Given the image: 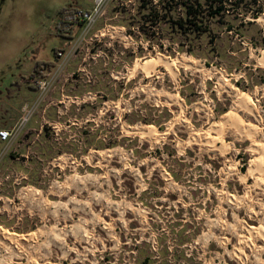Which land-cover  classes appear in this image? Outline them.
<instances>
[{
	"label": "rangeland",
	"instance_id": "obj_1",
	"mask_svg": "<svg viewBox=\"0 0 264 264\" xmlns=\"http://www.w3.org/2000/svg\"><path fill=\"white\" fill-rule=\"evenodd\" d=\"M142 1L109 2L97 39L74 42L56 75L39 131L0 157V229L19 237L0 233V264H264L262 240L240 242L244 225L264 227V174L248 175L264 156V0L226 2L193 41L150 30ZM69 4L84 9L0 0V100L16 104L13 85L66 48L55 28ZM172 8L173 24L183 11ZM158 57L176 77L162 63L135 69ZM6 110L0 124L13 116ZM230 112L256 134L225 125L222 152L206 140L219 139L213 127Z\"/></svg>",
	"mask_w": 264,
	"mask_h": 264
},
{
	"label": "built area",
	"instance_id": "obj_2",
	"mask_svg": "<svg viewBox=\"0 0 264 264\" xmlns=\"http://www.w3.org/2000/svg\"><path fill=\"white\" fill-rule=\"evenodd\" d=\"M92 5V9H67L60 17L59 31L61 34L69 37H73L72 41H69L68 45L64 49H60L56 52V60L54 66L48 69L45 64L41 65L40 71L43 74V78L39 80L37 84V90L39 92V98L37 102L32 106L22 108L20 117L12 130H0V141L7 144V146L0 151V157H4L9 153L13 144L19 139L20 135L25 131L27 125L38 114L39 109L43 107L47 97L52 91L53 85L57 80V74H60L68 67L70 59L73 57V53L76 51L74 42L82 41L86 42L94 41L97 39L96 35L91 34L96 27L98 21L102 18L103 12L109 2L115 0H85Z\"/></svg>",
	"mask_w": 264,
	"mask_h": 264
},
{
	"label": "trees",
	"instance_id": "obj_3",
	"mask_svg": "<svg viewBox=\"0 0 264 264\" xmlns=\"http://www.w3.org/2000/svg\"><path fill=\"white\" fill-rule=\"evenodd\" d=\"M230 0H159V5L155 6L153 0H143L141 11L142 21L153 30L158 25H164L163 32L178 33L184 39H190L191 41L200 39L209 30V21L220 17L226 11V2ZM180 5L183 14L182 17L172 24V11L173 4ZM73 6L64 8L60 13V16L67 9H71ZM59 25V23H58ZM57 25V35L73 40V37L65 36L60 33ZM59 50H55L56 52ZM189 54H193L192 48L188 50ZM41 63H37L34 68V72L31 74L30 79L34 83L32 89L37 90V84L39 80L43 78V74L40 71ZM48 69L54 66V62L45 64Z\"/></svg>",
	"mask_w": 264,
	"mask_h": 264
},
{
	"label": "bare ground",
	"instance_id": "obj_4",
	"mask_svg": "<svg viewBox=\"0 0 264 264\" xmlns=\"http://www.w3.org/2000/svg\"><path fill=\"white\" fill-rule=\"evenodd\" d=\"M264 54V53H263ZM262 54V55H263ZM260 61V64L262 65V66H264V56L261 58V59H259ZM178 61V60H177ZM160 63H162L163 65H166V67L170 70V71H172V73H174L173 72V65H174V63L173 62H170V61H168V60H165V59H163V58H160V57H158L157 59H153L152 61H147V62H145V63H135L136 64V66H135V69H138V68H140L142 71H144L145 73H147V74H149V72L150 71H152V70H154L155 69V66H157L158 64H160ZM185 63V62H184ZM186 64V63H185ZM184 64V65H185ZM140 70V71H141ZM174 77H176V74L174 73ZM238 94V93H237ZM238 96H239V101H238V104L240 105V107L242 108V109H244L245 111H247L248 113H250V114H253L254 113V105H252V101H251V98L248 96V95H246V94H238ZM236 98H238L237 96H236ZM237 102V101H236ZM173 104V103H172ZM238 105V106H239ZM183 111H184V109H183ZM222 122V123H221ZM221 122H219L216 126H214L213 127V130H215L218 134V136H219V139H216V137L215 138H212V139H209V141L208 140H206L208 143H211L212 144V148H219V150H221L222 152H226L227 151V149L229 148L225 143H222V146H220V147H217V144H218V142H219V140H220V137L222 136V134L224 133L223 132V129H224V126L225 125H229V127H230V125L231 126H234V128H236L237 129V131L240 133V134H248L249 136H253V135H255L256 134V131L253 129V127L252 126H245L244 125V122L240 119V118H238L237 116H236V114L235 113H233V112H230V113H228L224 118H223V121H221ZM183 123V122H182ZM235 129V130H236ZM211 130V129H210ZM143 131H145L144 133H142V134H147V135H149V136H153L154 137V135H156V130H154V129H152V128H150V127H148L146 130H143ZM212 131V130H211ZM210 131V132H211ZM209 135V134H208ZM200 137V136H199ZM208 137H206V139H207ZM206 141H205V143H206ZM221 142H222V140H221ZM219 146V145H218ZM255 151V150H254ZM260 151H263V153H264V147H262L261 149H260ZM255 172H262L263 174H264V156L261 158V159H259V160H256V161H254L253 163H252V166L250 167V169L248 170V175H250V176H254V174H255ZM239 176V175H238ZM240 177V176H239ZM247 177V176H246ZM256 177V176H255ZM241 179H242V181H241V179H240V181L241 182H244L245 180V176L244 175H242L241 177H240ZM244 180V181H243ZM257 182H258V185L259 184H261L262 183V180H257ZM257 185V184H256ZM263 214H264V210H263V212H262ZM243 229V228H242ZM244 229L248 232V234H249V237H246V238H241V241L240 242H242V244L244 245V246H248V247H250V249L252 248H256L257 246H256V243H257V241L258 240H262L263 242H264V227H262V228H259V229H253V228H249L248 226H246V225H244ZM3 230H1L0 229V233L2 234L1 235V237L4 235V237H6V238H8L9 240H12V241H16V240H18L19 239V237H17V236H15V235H11V234H9L7 231H3ZM21 238V237H20ZM23 239V238H22ZM240 240V239H239ZM21 241V240H20ZM20 244V243H19ZM241 245V244H240ZM241 248V247H240ZM245 248V247H244ZM236 249V248H235ZM259 249V248H258ZM243 250V249H242ZM260 250V249H259ZM241 251V250H240ZM239 251V252H240ZM252 251V250H251ZM253 252H255V251H253ZM258 252H260V251H258ZM257 253V252H256ZM240 254H241V252H240ZM243 254V253H242ZM257 254H260V253H257ZM256 254V255H257ZM261 255V254H260ZM237 256H238V254H237ZM244 256V255H243ZM240 257V256H239ZM242 258H244V257H242ZM241 260V259H240Z\"/></svg>",
	"mask_w": 264,
	"mask_h": 264
},
{
	"label": "crops",
	"instance_id": "obj_5",
	"mask_svg": "<svg viewBox=\"0 0 264 264\" xmlns=\"http://www.w3.org/2000/svg\"><path fill=\"white\" fill-rule=\"evenodd\" d=\"M77 1L79 2V4L81 6H83L84 9H92L91 3H89L85 0H77ZM68 2L70 3L71 0H68ZM69 6H72V5L69 4ZM69 6L62 7L58 11V14L60 15L62 10L64 8L69 7ZM57 25H58V23H57ZM57 25L55 28L56 33H57ZM55 60H56V57H55ZM33 72H34V69H33ZM33 86H34V83L30 79V77L26 78V79H22V81H20V84L16 83L15 85H13V89H14L13 91H15L17 94V96L15 97L16 104L9 102V101L5 102L3 100H0V104L5 105V108L7 110L9 109L11 111V114L13 115L12 118H7L6 122L0 124V130H12L19 120L20 112H21L22 108L27 107V106H32L37 102V100L39 98V92H38V90L32 89ZM33 93H34V95H33ZM7 110L4 111V113L10 112V111L8 112ZM35 117H33V119L27 125L25 131L20 135L21 138L28 133L31 134V133H35V132L39 131L38 126H36L38 124V122L35 119ZM6 146H7V144L0 141V151L3 150Z\"/></svg>",
	"mask_w": 264,
	"mask_h": 264
}]
</instances>
